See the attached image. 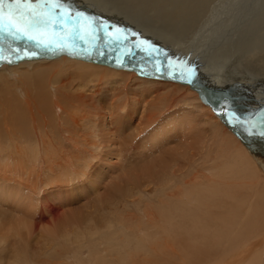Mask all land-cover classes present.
I'll list each match as a JSON object with an SVG mask.
<instances>
[{
    "label": "bare ground",
    "instance_id": "1",
    "mask_svg": "<svg viewBox=\"0 0 264 264\" xmlns=\"http://www.w3.org/2000/svg\"><path fill=\"white\" fill-rule=\"evenodd\" d=\"M56 2L34 0L33 11L80 13L90 31L102 22L122 52L103 33L87 49L132 66L66 52L18 58L15 50L34 44H2L10 51L0 49L7 54L0 61V169L44 171L46 185L99 176L106 191H96L94 212L82 213V221L44 237L58 246L47 255L51 264H226L235 255L237 264H264V136L249 134L264 121V0H59L53 8ZM90 7L97 15L85 12ZM50 32L62 33L57 26ZM109 125L125 176L118 180L114 166L97 172ZM26 189L0 185V246L10 236L21 241L35 220L37 197Z\"/></svg>",
    "mask_w": 264,
    "mask_h": 264
},
{
    "label": "rangeland",
    "instance_id": "2",
    "mask_svg": "<svg viewBox=\"0 0 264 264\" xmlns=\"http://www.w3.org/2000/svg\"><path fill=\"white\" fill-rule=\"evenodd\" d=\"M86 7H88V5H81L80 6V10L82 11V10H84ZM85 12H87L88 14H91V15H93V16H95V15H97V11H94L91 7H90V10H85ZM57 13H60V11H58V12H54L53 14H52V16H55ZM61 14H63V13H61ZM64 15H71V16H75V14H72V13H65ZM228 19H230V18H228ZM227 19V20H228ZM121 20H123V19H121ZM123 21H125V20H123ZM68 22H71L72 23V21L71 20H69ZM90 22H92V21H87V24H89ZM57 28L59 29V30H61L60 28H59V23H57ZM70 26H73V24L72 25H70ZM77 27L79 26V25H76ZM209 25H207V27H208ZM207 30H208V33H207V36L209 35V31L211 30V28H207ZM62 31V30H61ZM64 31V30H63ZM196 35H197V32H195V33H193L191 36H193V37H196ZM4 35H2V34H0V40L2 41V42H4V43H2L1 41H0V49L1 50H4L5 52L4 53H8L9 51H10V49L7 47V46H3L4 44H8V41H9V38H11V37H9V36H6L5 35V37H3ZM7 37V38H6ZM15 42H17V41H15ZM206 42H208L207 40H206ZM105 43H107V41H105ZM210 43V42H209ZM208 43V44H209ZM3 44V45H2ZM29 43H27L26 45H28ZM21 45V44H20ZM25 44L24 43H22V45L21 46H24ZM107 45L109 46V47H112V48H114V49H116L117 48V46L116 45H114V44H112V45H110L109 43H107ZM144 46H146V47H148V45H145V44H143ZM1 53V52H0ZM155 53V52H154ZM156 54V53H155ZM13 55H15V54H12V56ZM157 55V54H156ZM3 56V57H2ZM4 56H7V54H0V61L1 62H4L5 60H4ZM161 58H163V57H161ZM223 60H225V59H223ZM224 65H225V67H224ZM212 66H213V68L212 69H214L215 68V66H214V64H212ZM221 66L222 67H224V68H226L227 66H226V62H224V63H222L221 64ZM151 69V68H150ZM216 69V68H215ZM216 78V77H215ZM238 82L240 83V86L241 87H247L248 86V83L247 82H245V81H242V80H238ZM233 83V82H232ZM233 84H236V83H233ZM225 87H228L227 85L225 86ZM224 87V88H225ZM244 90H246V89H244ZM247 90H249V89H247ZM200 97H201V95H200ZM235 99V98H234ZM235 100H237V99H235ZM246 102H248L249 103V100H247L246 98L244 99ZM182 102V101H181ZM141 106L142 105H129L128 107L130 108V110H136L137 111V109H140L141 108ZM244 112V111H243ZM24 119H25V117H24ZM23 119V120H24ZM26 119H27V117H26ZM25 119V120H26ZM134 119L135 120H139V116H138V113L136 112V114L134 115ZM9 120V119H8ZM8 120H6V121H8ZM29 120V119H28ZM1 121H3V120H1ZM27 121V120H26ZM32 122H33V120L31 119V117H30V130H32ZM25 128H24V127ZM111 126V127H110ZM17 127V128H16ZM20 127V128H19ZM27 127H28V125H22V127L21 126H19V125H17V126H14V128H16L15 130H18V129H21V130H23V129H27ZM114 127L115 126H113V125H109L108 127H102L103 129H102V131H103V133H102V137H101V139L103 140L102 142H103V144H104V146L105 147H103V151H102V153H101V156H100V159H101V157L103 158V159H101V160H104V161H101L100 159H98V162H99V165H97L98 166V170H97V172H98V174H100V172H102V169L103 170H109L110 169V172L113 170V173L111 174V176L113 177L112 179H116V180H118V177H121L122 175H123V170H119L118 171V167H119V160H117L118 158L116 157V152H117V149L119 148L118 147V141L116 140V139H114V137H113V135H112V133H114L115 131H116V129H114ZM107 128H110V129H107ZM116 128V127H115ZM115 130V131H114ZM109 132L110 133V135H109V133L107 132L106 134H105V132ZM113 131V132H112ZM31 132V131H30ZM109 135V136H108ZM110 136H112V137H110ZM105 137H107V138H105ZM143 138H144V136H139V137H135V140H134V142L133 143H135V145L137 146L138 145V142H141L142 140H143ZM109 139V140H108ZM138 140V141H137ZM111 142V144H113V149H112V147L110 148V146H109V143ZM113 142V143H112ZM137 143V144H136ZM102 144V145H103ZM117 148H116V147ZM110 150H111V152H110ZM114 150V151H113ZM108 151V152H107ZM103 152H104V154H105V156H104V154H103ZM107 153H109V154H107ZM111 153H112V155H111ZM110 157H109V156ZM106 156H108V157H106ZM106 157V158H105ZM106 159V160H105ZM116 160V161H115ZM119 162V163H118ZM114 163V164H113ZM117 164H118V166H117ZM121 164V163H120ZM143 165L144 164H142V165H140V166H138L137 168H141V167H143ZM109 166H111L110 168H108ZM114 166V167H113ZM113 167V168H112ZM106 168V169H105ZM111 168H112V170H111ZM116 170H115V169ZM99 169H100V171H99ZM4 170L3 169H0V172H1V174H0V181H1V183H0V185H2V186H4L5 188H7V189H10V190H12L13 192H15L16 190H18V189H22L23 187L26 189V193H27V191H28V193L30 194V192L32 193V192H34L33 193V195H35L36 197H37V204L39 205V207H38V210L34 213V219L37 221H35V220H33L32 218H30L28 221H30V223H31V226L29 227V225H30V223H28V225H27V229L25 228V229H23V230H21L20 231V237L22 238V236H24L22 239H21V241L24 239L25 240V242H21L20 240H19V238H16V237H13V238H15V239H13L11 236H10V238H11V240L13 239V241H19V243H13L14 245H16L15 247H14V245L12 244V242L13 241H11L10 240V238L9 239H7L8 240V242L7 243H9L10 241V243L13 245V247H12V245L11 244H8L9 246H10V250L6 247V245H7V243H6V245L5 246H0V247H2L3 248V250H1L0 249V264H42V263H45V262H43V261H48V263H54L53 261H54V259L53 258H48V254L50 253L51 254V252H55V250H56V248L58 247L57 246V244L56 243H54V242H50L49 240H50V238H44V237H48L49 235L48 234H50V236L49 237H51L52 235L53 236H55L54 235V232L57 230L56 228H60V226L62 227L64 224L65 225H68V226H70L71 224L70 223H72V222H79V221H82L83 219H84V216H82V213H88V211H93L94 212V209H95V206H96V200H94V199H96L98 196H100V195H102L103 193H105L106 194V191L105 192H103V190L105 189V187H103L104 185L102 184V181L100 182L99 181V183H98V181H96L98 178H99V176L97 177V179H95V180H93L92 182H90L89 180H87V178L86 179H84V180H82V181H80V182H62V181H56V182H53V184L52 185H46V182H47V177H48V175H46L45 173H44V171H42L43 173H41L40 175H36V174H33V175H23V174H21V173H18L17 175H15V174H13V173H9V172H3ZM118 171V172H117ZM135 172V174H137L138 172H139V170H135L134 171ZM116 173V174H115ZM11 176V177H8L9 175ZM114 174V175H113ZM43 175V176H42ZM45 175V176H44ZM16 176V177H15ZM19 177V178H18ZM42 177V178H41ZM45 177V178H44ZM123 177H125L124 175H123ZM8 178V179H7ZM44 178V179H43ZM95 178V177H94ZM42 180H43V182H42ZM44 180H45V183H44ZM107 181H109L110 182V178H109V176H108V178H107ZM118 182V181H117ZM34 183V184H33ZM44 185H43V184ZM98 183V184H97ZM111 183V182H110ZM27 184V185H26ZM101 184H102V186H101ZM11 185H13V187L11 186ZM32 185V186H31ZM39 185H41V186H39ZM8 186V187H7ZM23 186V187H22ZM36 188H35V187ZM9 187H11V188H9ZM29 187V188H28ZM43 187H45V188H43ZM32 188V189H31ZM31 189V190H30ZM94 189V190H93ZM96 189V190H95ZM34 190V191H33ZM36 190V191H35ZM93 190V191H92ZM97 190H99V191H97ZM110 190V189H109ZM109 190H108V192H107V194H109ZM91 191V192H90ZM100 193L101 192V194L100 195H98V193ZM84 192V193H83ZM103 192V193H102ZM41 193V194H40ZM93 193V194H92ZM89 195V196H88ZM41 196V197H40ZM89 197H91L92 199H93V201H91L92 199L91 198H89ZM39 198V199H38ZM95 201V203H93V207H92V202H94ZM40 202V203H39ZM95 204V205H94ZM52 206V207H51ZM91 207V209H90V207ZM48 207H49V209H48ZM58 207V208H57ZM51 208H54L56 211H59L58 212V216H60V217H58V216H55V217H53L54 218V220L52 221L51 219H53L52 218V216L53 215H55L57 212H55V214H52L51 213V211H52V209ZM94 208V209H93ZM59 209V210H58ZM22 210H24V209H22ZM21 210V211H22ZM48 210L50 211V212H48ZM62 211V212H61ZM41 212H42V214H44L45 215V217H44V219L43 220H41V221H39V216L40 215H42L41 214ZM60 212H61V214H60ZM48 213V214H47ZM51 213V214H50ZM63 213V214H62ZM79 214H81V215H79ZM39 215V216H38ZM50 215H52V216H50ZM63 216V218H62V216ZM57 217H58V219H57ZM81 217H83V218H81ZM61 219V220H60ZM76 219V220H75ZM82 219V220H81ZM57 220V221H56ZM35 222V224L37 225H35L34 224V222ZM46 221V222H45ZM63 221V222H62ZM39 222V223H38ZM57 222V223H56ZM61 225H60V224ZM58 225H59V227H58ZM57 226V227H56ZM35 228V229H33V228ZM55 227V228H54ZM46 228H47V231H46ZM53 228V229H52ZM6 229H7V227H6ZM55 229V230H54ZM31 230H33V232H29V231ZM36 231V232H35ZM35 233V234H34ZM30 237H31V239H30ZM42 237V238H41ZM26 238V239H25ZM53 237H51V239H52ZM46 239H48V240H46ZM10 240V241H9ZM28 240V241H27ZM26 241H27V243H26ZM37 241V242H36ZM44 243H43V242ZM21 242V243H20ZM33 242V243H32ZM49 242V243H48ZM22 246H21V245ZM40 244V245H39ZM50 244H51V246H52V244H53V246H54V244H55V246H54V248L52 249L51 247H49L50 246ZM18 245V246H17ZM263 246H264V243L262 244ZM6 247V248H5ZM17 247H19L20 249H18ZM22 247V248H21ZM4 248L6 249V250H4ZM38 248V249H37ZM49 248V249H48ZM261 248H263L264 249V247H262L261 246ZM7 249H8V251H7ZM47 249V250H46ZM32 250V251H31ZM45 250H46V252H45ZM34 251V252H33ZM46 253V255H44ZM44 255V256H43ZM43 256V257H42ZM46 256H47V258H46ZM34 257V258H33ZM237 256L235 255V257H233V261H232V259L230 258L229 259V261H230V263H229V261L226 263V264H231V262H233V264H237V261L235 262V260L237 259L236 258ZM4 258V259H3ZM40 258V259H39ZM40 260L39 262H37V261H35V260ZM49 259H50V261H49ZM235 259V260H234ZM1 260H2V263H1ZM5 261V262H4ZM18 261V262H17ZM46 261V262H47ZM15 262V263H14ZM213 263H215V262H212L211 264H213Z\"/></svg>",
    "mask_w": 264,
    "mask_h": 264
},
{
    "label": "snow or ice",
    "instance_id": "3",
    "mask_svg": "<svg viewBox=\"0 0 264 264\" xmlns=\"http://www.w3.org/2000/svg\"><path fill=\"white\" fill-rule=\"evenodd\" d=\"M34 0H0V34L11 37L14 41H25L35 45V50L28 49L27 47L15 50V55L18 58H35L39 56L40 51H50L53 49V41L51 39H45L48 34L49 26L55 28L59 23V28L63 31L66 29L69 20L72 21L73 25H79L75 29L67 28L66 30L70 35L74 37L73 43L78 40L80 46L84 49L83 52L75 53L76 55H91L87 49L89 43L88 37L93 40H99L101 33L104 35L105 41L108 43H120L119 37H111V28L105 29L102 22L96 25L94 31L88 29L91 25L85 28L84 25L79 24L81 18L80 13H76L75 16L64 15L57 13L55 16L52 14H37L33 11ZM39 3H36V7H39ZM47 7V4L45 5ZM53 8H59L60 3L57 0L52 5ZM86 19V18H85ZM116 31H119L117 29ZM94 49H98V45H93ZM56 51H65L63 45H56ZM103 55V52H101ZM151 55V53H149ZM190 64V62H189ZM159 72L161 69L156 68ZM184 79L183 76L178 77ZM187 83L191 84L193 80L188 78ZM226 115V113H223ZM241 126H243L241 124ZM252 130H255L256 134L264 136V121H262L261 127L256 128L255 125L251 126L249 134H252Z\"/></svg>",
    "mask_w": 264,
    "mask_h": 264
},
{
    "label": "water",
    "instance_id": "4",
    "mask_svg": "<svg viewBox=\"0 0 264 264\" xmlns=\"http://www.w3.org/2000/svg\"><path fill=\"white\" fill-rule=\"evenodd\" d=\"M70 25H72V23L68 22L67 26H66V29L67 28L75 29L77 27L76 25H73V26H70ZM85 28H87V27H85ZM66 29L64 31H62L61 34L53 35L52 32H50L52 30V27L49 26L48 34L45 37V39H51L53 41V49L50 50V52H66V53L71 54V55H76L75 53L83 52L84 49L81 46H76L80 42L78 40H76L75 44H74L73 43L74 37L72 35H70L69 32ZM88 39H91V37H88ZM109 44L112 45V43H109ZM56 45H63L65 47V51H56L55 50L56 49ZM34 49H35V45L32 48V50H34ZM88 51L92 54V51H90V50H88ZM117 51H118V53L122 52V49H121L120 45L117 47ZM103 55L97 53V55L92 54V55H78V56L91 57V58L97 57L96 58L97 60H103L104 59L108 63L115 64L116 66H119V67L132 66L127 61H125L124 59L122 61H120L115 56L112 57V59H110L108 57H106L107 58L106 59V58H104L105 56H103ZM138 70L142 74H145L147 72V71H145V69H141V68H139ZM166 78L171 79L172 77L166 76ZM184 82H186V81H184ZM225 111H224V113H226V114L232 112V110H227V112H225Z\"/></svg>",
    "mask_w": 264,
    "mask_h": 264
}]
</instances>
